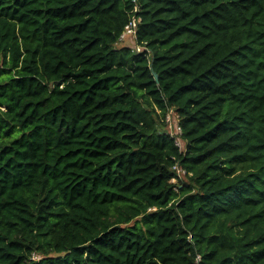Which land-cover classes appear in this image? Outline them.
Instances as JSON below:
<instances>
[{
  "label": "trees",
  "instance_id": "16d2710c",
  "mask_svg": "<svg viewBox=\"0 0 264 264\" xmlns=\"http://www.w3.org/2000/svg\"><path fill=\"white\" fill-rule=\"evenodd\" d=\"M0 264H264V0H0Z\"/></svg>",
  "mask_w": 264,
  "mask_h": 264
},
{
  "label": "built area",
  "instance_id": "2783aa9c",
  "mask_svg": "<svg viewBox=\"0 0 264 264\" xmlns=\"http://www.w3.org/2000/svg\"><path fill=\"white\" fill-rule=\"evenodd\" d=\"M136 10V9H134ZM139 21V18H137L135 15H132L128 21V23L124 26L122 32L120 33L119 37H118V42H122L124 41V38H128V39H133V41H135V38H136V26H137V23ZM133 48L135 51L139 52L141 51V47L140 46H137L136 44L134 45V47H131ZM165 123H166V126L167 124H169V129H171V120H170V117H169V114H166L165 116ZM180 133H181V129L177 123V119H176V122L174 124V129L172 130L171 129V132L169 133L171 137H173L174 139V143L175 145L177 146H182V140L180 139ZM173 169H176V172L179 176H183L185 174L184 170H182L181 168L177 167V166H173L172 167ZM174 180V178H173Z\"/></svg>",
  "mask_w": 264,
  "mask_h": 264
},
{
  "label": "rangeland",
  "instance_id": "374dc122",
  "mask_svg": "<svg viewBox=\"0 0 264 264\" xmlns=\"http://www.w3.org/2000/svg\"><path fill=\"white\" fill-rule=\"evenodd\" d=\"M117 47H121V46H129V47H134L135 43L133 41V39H128V38H124V41L118 43V44H115ZM169 114V117H170V120H171V129L173 130L174 129V124L176 122V114L173 110H169L168 113ZM169 127V124H167L166 126V130L170 133L171 132V129L168 128ZM182 179L185 180V177L183 178L182 176ZM172 182L175 181V179L173 180V178L171 179Z\"/></svg>",
  "mask_w": 264,
  "mask_h": 264
},
{
  "label": "water",
  "instance_id": "95a60500",
  "mask_svg": "<svg viewBox=\"0 0 264 264\" xmlns=\"http://www.w3.org/2000/svg\"><path fill=\"white\" fill-rule=\"evenodd\" d=\"M132 1H135V0H132Z\"/></svg>",
  "mask_w": 264,
  "mask_h": 264
}]
</instances>
